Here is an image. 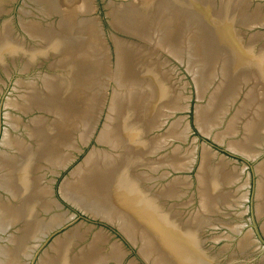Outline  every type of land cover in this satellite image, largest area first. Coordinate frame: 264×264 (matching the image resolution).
I'll return each mask as SVG.
<instances>
[{"label":"water","instance_id":"obj_1","mask_svg":"<svg viewBox=\"0 0 264 264\" xmlns=\"http://www.w3.org/2000/svg\"><path fill=\"white\" fill-rule=\"evenodd\" d=\"M185 56L264 154V0H130Z\"/></svg>","mask_w":264,"mask_h":264}]
</instances>
